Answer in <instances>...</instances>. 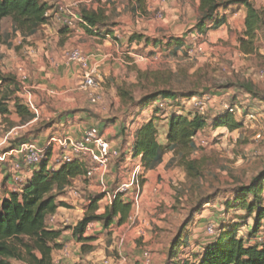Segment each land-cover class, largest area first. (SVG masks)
Segmentation results:
<instances>
[{
  "label": "rangeland",
  "instance_id": "1",
  "mask_svg": "<svg viewBox=\"0 0 264 264\" xmlns=\"http://www.w3.org/2000/svg\"><path fill=\"white\" fill-rule=\"evenodd\" d=\"M46 1L50 3V0ZM252 3L255 8L262 7L264 4L263 0ZM131 17L134 18L133 15ZM197 23L194 28L171 35V38L184 44L182 47L174 45L170 51H162L168 39L161 36L154 40L156 51L153 47L145 51V48H138V45L131 50V67L124 66L121 69V72L125 70L123 76L126 80L122 81L123 86L120 87L129 94V97L123 101L119 91L113 97L109 96L112 110L107 114L108 121L123 119L127 125L125 124L122 133L124 137H128L130 130L139 128V126H133L134 120L145 113V117L137 121L141 126L151 119H157L159 141L162 143L164 140L162 129L165 126L162 123L165 120L169 121V117L174 112L172 102L167 103L168 108L159 111L157 108L160 101L147 108H141L138 103L150 92L168 87L179 92V96L188 91H195L198 96H219L218 98L221 96L222 100L237 106V112L232 117L236 122H240L242 127L235 131L227 128L219 130V133L213 131L215 118L225 112L221 111L220 106L211 107L205 118L212 131L203 136V140L208 145L198 146L191 156L192 159L201 162L202 176L200 178L189 179L185 170L180 166L181 157L175 156V153L170 151L168 153H172L174 157L168 160L167 166L174 172L173 178L162 179L160 177L161 189H154L152 192V194L158 192L155 199H150L147 193L145 196H149L142 204L145 181L142 179L144 175H141L138 208L133 202L137 190H132L131 195L123 199L131 201L133 205L130 215L131 222L129 220L126 222L127 226L124 227L119 238L113 239L110 236L106 240L108 245H113L115 242L113 246L116 247V251L113 250L111 256L106 258L112 263L114 260L121 262L124 259V264H134L138 258H141L142 264H146L144 256L149 253L151 255L149 264H193L198 262L209 244L218 240L223 230L230 231L234 226H238L237 239L243 238L247 242L254 239L260 232L252 238L251 232L255 226L256 214L250 215L244 208L234 206L232 203L235 198L234 190L240 185L249 184L264 169V139H256L262 126V118L258 116L264 119V78L261 75L264 71V26L258 35L261 40L260 38L257 40V47L263 54L243 57L238 52L240 49L239 34L233 41L226 44L217 43L224 45H211L207 38L209 32L200 34L195 30ZM48 28L55 34L51 38L54 51L65 54L74 49L65 47V40L56 35L66 28L53 21L49 22ZM48 28L41 31H48ZM32 42L34 41L31 38L24 39L22 34L14 31L11 19L3 20L0 23V70L3 71L6 68V60L15 53L19 54L18 56H25L24 53L28 50L25 49L22 52V49L31 46ZM235 44H238V47ZM200 48H202L201 52ZM141 74L146 77H142ZM6 76L15 78L12 73ZM244 81H251L257 87L258 100L231 87L233 84ZM132 101L135 103L133 104ZM178 104L185 103L180 99L175 105ZM250 115L259 118L258 121L247 118ZM44 125L45 123H42L37 128L17 130L8 136L0 132V155L13 149L16 142L14 140L20 136H23L25 140L31 135L32 138L38 139L44 130ZM42 144L46 146L47 143ZM133 172V170L128 172L131 178ZM143 172L144 170L142 174ZM109 190L112 192L111 189ZM93 196L95 195H91ZM251 202L252 197H249L247 204L250 205ZM228 203H231L230 208L227 207ZM201 204H205L202 211L196 213V208ZM212 223L215 225V234L210 235L207 228ZM186 224L188 225L184 231V237L187 242L178 248L177 258H170L172 244ZM262 227H264V221ZM132 232L135 235H130ZM130 243H134L136 249L131 250ZM117 247L121 248L120 253ZM134 250L138 253L135 254Z\"/></svg>",
  "mask_w": 264,
  "mask_h": 264
},
{
  "label": "crops",
  "instance_id": "2",
  "mask_svg": "<svg viewBox=\"0 0 264 264\" xmlns=\"http://www.w3.org/2000/svg\"><path fill=\"white\" fill-rule=\"evenodd\" d=\"M65 1L71 4L74 0ZM250 1L256 2L257 0ZM200 5V0H94L91 11H102L106 17V22L97 28L99 35L88 34L83 27L73 30L62 29L60 34L56 33L58 37L60 36L59 38L65 40V47L81 49L87 56L89 70L96 72L100 85L98 92L103 98L102 102L97 105L90 103V92L83 88L84 71L80 65L67 62L62 52L54 51L51 38L55 34L49 30L48 25L43 26L35 35L27 38L23 36L24 39L31 38L34 41L31 46L22 49V52L25 49L28 52L24 53L25 56H18L19 54L15 53L6 60L5 71L4 69L0 70L5 75L12 73L19 88L13 98L20 99L22 104L29 107L34 115L31 121L22 122L13 107L14 102H11V113L4 117L0 116V132L8 136L17 130H25L29 127L37 128L45 123L44 130L38 139L32 138L31 135L27 136L25 140L23 136H20L14 140L19 142L15 144L14 148L32 140H36L41 146H44L42 143H47L54 136L82 139L89 128L97 127L113 148L121 152V157L111 164L103 178L98 175L91 180H86L83 176L77 177L71 181V186L58 197V202H63L68 207L59 208L46 220L49 229L62 232L57 241L62 247L53 252V264H105L106 262L121 264L115 260L113 263L106 260L107 256H111L113 250L116 251V247L113 246L115 242L113 245H108L106 240L110 236L113 239L119 238L124 227L127 226L126 223L121 226L114 224L109 229H106L102 223L90 225L92 231L84 235V238L90 239L87 242L88 246L92 248L89 253L83 254V243L73 237V229L88 212L89 197L104 194V188L114 192L121 184L123 176L129 175L128 172L134 171L138 165H142L141 158L133 157L136 130H130L128 137H124L122 132L125 128V121L123 119L108 121L107 114L112 110L109 96L116 95L119 88L123 86L122 81L126 80L123 76L125 70L121 72V69L124 66L131 67V50L138 45V48H145V51L153 48L156 51L155 43L152 42L148 45L145 43V39L156 40L161 36L170 39L171 35L194 28L201 15ZM257 7L260 9L264 7V4L262 7ZM82 10H86L84 5L78 8L77 12L81 13ZM155 12H163V18H158V14ZM223 14L227 17L226 25L218 30L210 31L207 35L211 45H224L245 31L246 7L231 8ZM132 15L134 18L131 17ZM46 27L48 31L42 32L41 30ZM134 34L143 36V41L131 42V37ZM259 38L261 40V37ZM218 42H224V44H217ZM235 45L238 47V44ZM18 49L16 46V50ZM238 52L243 57L257 56H246L240 52V49ZM258 52L263 54L260 49ZM10 88L12 90L13 86ZM215 97L218 101L223 99L221 96L220 98H218L219 96ZM116 101L119 100L116 99ZM214 107H218V105ZM141 117H145V113ZM141 117L134 120L133 126L140 127L138 121ZM155 123H158L157 119H155ZM162 124L165 125L162 129L164 132L162 144H165L169 121L165 120ZM210 129L207 125L199 133L196 138L197 144L203 141V136L212 131ZM219 130H224V128L213 129L218 133ZM54 157L50 159V165L54 163ZM172 157H174L172 153H167L163 163L157 169L144 170L142 179L145 183L142 204L149 195L150 199H155L158 192L156 194H152V192L154 189H161L160 177L162 179L173 178L174 172L167 166L168 160ZM85 163L89 164L88 161ZM0 171L4 173L3 189L0 191V196H8V193L12 192L14 188V183L4 166L0 165ZM147 193L149 195L145 196ZM111 203L109 197L105 196L99 203L97 214H103L105 208ZM130 235L135 234L132 232ZM130 246L131 250L136 249L134 243H130ZM64 247H69L72 250L71 257L67 259H62L61 250ZM120 250L121 248L117 247L119 253ZM134 253L137 254V250H134ZM142 261L141 258H138L134 264H142Z\"/></svg>",
  "mask_w": 264,
  "mask_h": 264
},
{
  "label": "trees",
  "instance_id": "3",
  "mask_svg": "<svg viewBox=\"0 0 264 264\" xmlns=\"http://www.w3.org/2000/svg\"><path fill=\"white\" fill-rule=\"evenodd\" d=\"M200 4L201 16L195 27L200 34H207L226 25L227 17L223 12L235 7H246L245 31L239 35V48L246 56H258L257 40L264 26V7L257 9L250 0H200ZM47 10L46 0H0V23L5 19H11L14 31L20 32L27 38L49 24ZM82 18L85 23L83 29L91 35H99L97 28L106 22L102 11L82 10ZM143 39V36L134 34L131 42L143 41ZM152 42L154 40L150 38L145 39L148 45ZM174 45L184 46L181 41L170 38L162 51H170ZM141 76L146 77L144 74ZM11 86H13L12 90ZM4 87H6L5 90ZM231 87L253 99H259L257 87L251 81L238 82ZM18 89L15 78L7 77L0 71V116L10 114L11 102H14L15 112L22 122L31 121L34 115L29 107L22 104L20 99L13 98ZM179 94L172 88L166 87L150 92L138 104L141 108H147L157 101L176 102L198 96L195 91H188L181 96ZM119 95L123 101L129 97L122 88H119ZM132 102L135 103V101ZM157 111H159L158 108ZM232 116L228 113L218 115L213 122V128H227L230 131L241 128L242 124L236 122ZM207 125L205 116L172 113L169 117L167 142L162 144L159 141V130L155 119H151L136 130L133 157L141 158L143 169L151 171L162 164L166 153L172 151L175 156L181 157L180 166L185 170L188 178L198 179L202 176L201 162L192 159L191 156L198 148L197 136ZM18 143L15 142V144ZM47 166L46 161L39 166L21 193L9 192L8 196H0V264H15L14 262L53 264V252L62 247L57 243L62 232L49 229L46 220L59 208L68 207L67 204L58 202V197L71 186L73 179L84 176L86 169L84 164L78 161L63 165L57 171H49ZM105 196L102 194L89 198L87 214L73 229L75 240L83 243V254L92 250L87 244L90 239L84 238L90 224L102 223L106 229L114 224L121 226L128 221L132 213V203L124 201L122 195H117L105 208L103 214H97L99 203ZM234 197L232 203L234 206H241L250 215L256 214L255 226L251 232L254 238L264 221V169L249 184L238 186L234 190ZM249 197H252L250 205L247 204ZM204 205L198 206L196 213L201 212ZM230 206L231 203H228L227 207L230 208ZM187 225L175 238L170 258H177L178 248L187 242L184 237ZM237 230L238 226H234L230 231L223 230L218 240L209 244L198 262L193 264H264V244H249L243 238L237 239Z\"/></svg>",
  "mask_w": 264,
  "mask_h": 264
},
{
  "label": "built area",
  "instance_id": "4",
  "mask_svg": "<svg viewBox=\"0 0 264 264\" xmlns=\"http://www.w3.org/2000/svg\"><path fill=\"white\" fill-rule=\"evenodd\" d=\"M94 0H74L73 3L69 4L65 0H50L48 4V10L46 16L54 23L60 24L62 27L73 30L77 27H83L85 25L82 12L78 13L77 9L85 6L86 10H91ZM158 18H163V12L158 13ZM202 51V48L199 49ZM64 58L69 63H77L84 71V84L83 88L90 92V103L97 105L102 102V95L98 92L99 82L97 80V74L95 71L89 70L88 58L81 49H73L67 51L64 54ZM155 59H158L155 57ZM264 78V71L261 73ZM172 101H160L158 109L168 108L167 103ZM182 102L185 104L175 105L176 102H172V108H174L175 114L178 115H200L205 116L211 107L215 105L220 106L221 111L235 115L237 112V106H233L224 100H216L215 96H197L193 98H184ZM171 108V107H170ZM254 121H258L259 118L256 116H249ZM262 118L261 132L256 136L257 140L264 139V119ZM208 145L206 141H201L198 146L204 147ZM55 159L52 165L49 164L50 159ZM121 157V152L111 145L109 140L101 133L97 127L89 128L82 139H73L70 136H54L49 139L46 146H41L36 140L28 141L19 144L15 148L11 149L0 155V165L4 166L10 179L14 183L12 192L21 193L25 184L31 179L36 169L43 162H47V169L49 171H57L63 165L78 161L84 164L86 174L83 176L86 180L94 179L97 175L103 178L111 164ZM88 161L89 164L85 162ZM143 167L138 165L131 178L130 175H126L124 180L122 179L121 184L117 187L114 192L107 191L106 188L104 194L109 197L112 202L117 195H122L126 198L131 195L132 190H137L134 201L135 205L139 206V179H141ZM0 171V191L3 189L4 178ZM129 177V179H127ZM131 202V201H129ZM132 220L131 216L128 219ZM92 225V224H90ZM90 225L87 227L86 233L91 232ZM208 234H215V225L209 224L207 228ZM249 244H264V227L260 229V232L252 240H249ZM62 259L71 257L72 250L69 247H64L62 250ZM145 263L149 264L151 261V255L145 254ZM125 260L122 259L121 264H124ZM105 264H109L106 262Z\"/></svg>",
  "mask_w": 264,
  "mask_h": 264
}]
</instances>
